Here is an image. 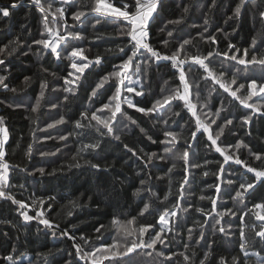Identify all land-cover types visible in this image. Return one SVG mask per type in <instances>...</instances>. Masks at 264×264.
Listing matches in <instances>:
<instances>
[{"label": "trees", "instance_id": "16d2710c", "mask_svg": "<svg viewBox=\"0 0 264 264\" xmlns=\"http://www.w3.org/2000/svg\"><path fill=\"white\" fill-rule=\"evenodd\" d=\"M13 2L17 5L15 8L11 7ZM109 2L118 7L128 3L131 11L130 0ZM239 2L159 0L157 12L149 21L148 42L162 53L171 54L184 39H189L190 44L185 46L182 57L185 53L206 56L209 51L224 52L232 44L241 50V57L243 50L248 49V59L253 55L257 59L264 58V22L259 17L264 0L246 5L237 17L234 13ZM92 3L94 0H40L39 4L34 0H0V8H7L10 13L8 17L0 14V48L9 45L10 51L11 47H16L12 55L0 53V58L4 59V64L0 65V76L5 77L3 84L8 89H15L5 90L0 85V117L4 118L8 129L4 159L10 166L9 186L5 191L16 200L29 204L26 209L29 215L34 216L37 210H44L45 218L53 223V228H48L36 219L25 221L20 215L24 210L19 209L18 204L0 198V221H3L0 223V264H9L5 259L8 255H12L19 264H91L90 260L79 259L75 245H80L82 252H86L117 240L124 243L135 239V236L125 238L118 235L111 224L114 217L134 219L136 228L152 225L153 228L143 237L147 241L154 231H158L159 216L165 211L177 213L175 217H167L173 230L164 233L167 237L165 244L158 243L155 252L138 249L111 261L102 259L103 252H100L96 254L100 264H182L179 253L186 251L185 244H189L187 254L192 256L194 264H200L206 252L210 255L205 264H220L221 258L232 264L234 257L239 264H246L245 252L240 248L244 240L249 242L246 248L249 254L258 253L264 257V240L255 236V231H259V225L264 221L256 220L252 214L253 206L264 202V179L254 180L255 174L249 173L244 164L235 163L238 157L248 166L264 169V160L258 161L254 155L264 157V99H261L264 94L253 96L249 101L260 107L259 112H254L206 78L199 65L190 60L185 63L187 79L192 85V102L197 104L201 120L210 124L213 136L218 130L217 125L225 119L233 121L217 140V145L225 149L224 155L215 150L216 146L207 139L203 129L192 139L195 117L180 106L182 101H173L166 110L149 114L122 103L126 116L117 115L112 134L101 135L106 133L102 125H99L100 132L96 127L76 128L74 122L80 119L82 112H88L90 117L92 111L108 102L115 91L112 86L116 83L115 78L110 77L95 97L91 96V91L126 58L125 53H129L130 38L122 34L126 22L122 18H101L97 23V14L84 7ZM40 4L48 9L49 27L59 29L63 34L66 24L68 31L78 32L83 37L69 38L65 42L67 47L61 44L59 58L50 49L34 43L48 35L43 26L45 13L40 11ZM57 9H63L62 17ZM81 10L85 11V16L74 20V13ZM53 14L56 24L52 23ZM209 36L215 37V44L207 39ZM165 40L168 41L167 46L164 45ZM76 47L82 48L84 55L93 63L85 69L78 86L66 85L65 78L74 71L70 67L72 59L81 62L80 57L69 59ZM120 47L125 48V53L118 51ZM97 55L101 57L99 65L94 63ZM206 63L217 76L224 71L221 77L224 83L230 84L235 75L236 85L231 87L235 90L239 84H244V89L238 92L241 97L249 93L251 80H256L258 85L264 83V66L259 64L239 65L216 55ZM143 68L142 65L140 83L143 84L144 95L123 92L122 102L127 96L138 107L151 108L155 99L180 86L170 61L150 62L146 79ZM26 78H29L27 82ZM45 82L47 88L40 99L41 84ZM68 87H72L73 92L65 91ZM136 87L139 91V86ZM38 99L40 107L33 112ZM205 104L204 112L211 110L214 113L220 109V118L213 117L215 124L201 113ZM177 112L179 115L174 114ZM97 114L109 115L107 111ZM246 116H251L248 124L243 122ZM61 117L64 123L47 128L49 123ZM91 123L96 125L95 121ZM166 130L176 133L175 147L170 153H165V144L162 143ZM117 135L119 140L115 139ZM61 136L67 139L62 140ZM167 139L171 140V137ZM240 141L243 144L237 149L234 145ZM88 144H98V147H84ZM184 151L189 154L187 164L179 159ZM152 153L156 156L148 162ZM225 155L233 159L225 163ZM91 164L100 167L93 168ZM221 167L223 174L219 172ZM39 168L45 170L44 174L36 171ZM185 177L187 183H184ZM142 180L145 181L143 185ZM229 180L232 183H228ZM242 182H253L254 188L244 193L242 198H237L236 191H243L239 189ZM217 185L220 188L218 194ZM137 189L143 190L134 195ZM41 199L43 205L33 203ZM213 199L216 200L215 211L212 210ZM145 204L149 205L148 211L140 215ZM217 212L225 214L218 217ZM245 212L249 214L245 216ZM100 225L104 227L97 232ZM220 226L225 228V232L218 231ZM189 229L192 230L191 240ZM65 231L68 235H61ZM201 232L203 240H200ZM241 232L244 233L243 238ZM69 237H75V240ZM147 252L153 254L147 255ZM159 252L164 256L156 254ZM172 253L177 255L171 260L166 259ZM247 264H257V257L249 255Z\"/></svg>", "mask_w": 264, "mask_h": 264}, {"label": "snow or ice", "instance_id": "6c2138e0", "mask_svg": "<svg viewBox=\"0 0 264 264\" xmlns=\"http://www.w3.org/2000/svg\"><path fill=\"white\" fill-rule=\"evenodd\" d=\"M35 3L39 4L40 0H34ZM65 2H70V0H65ZM131 3V11L129 10V4L125 3L122 4L120 7H116L113 5V3L109 2V0H94V3L92 4H85V8H88L92 13L97 14L96 16V22L99 23L101 18H122L123 21L126 22V28L122 30V34L129 37L128 45H129V53H125V48L120 47L118 51L120 53H125L126 58L122 60L121 63L114 66V70L110 72L108 75H105L92 89L91 96L95 97L97 95V91L103 87V85L109 80L110 77L115 78L116 83H114L112 86L115 88L114 93L111 95L107 103H103L100 108L92 111L91 116L89 117L88 112H82L80 119H77L75 123L76 128H84V127H96L97 132H100L99 125H102L104 129H106V133H101V135L104 134H112L113 133V123H115L117 115L120 114L122 117L126 116V113L122 111V103L126 104L128 108H135L138 112L149 114L152 112H161L167 109L168 105H171L173 101H182L183 104L180 105L184 108H186L193 117H195V131L192 132V139H195L196 132L203 129L204 133H207V139L211 141L212 145H215V150L222 155L225 153V149L217 145V140L219 139L220 135L223 134L225 127L228 125H231L233 121L231 119H225L221 125H217V132L215 133V137L213 136V133L210 131V124L205 123L201 120L200 115L197 114V104L192 102V85L188 82L187 74L184 69V65L187 61H192L196 65H199V67L203 70V72L206 74V78H210L215 85H219L220 88L224 90V92L228 93L231 97H234L236 100L240 102L241 105H244L248 108H251L254 110V112H259L260 107H258L256 104L249 103V101L252 99L253 96H256L258 94H264V83L257 84L256 80H251L249 84L250 91L249 93L241 97L238 95V92H240L241 89H244V84H239L235 90L231 87V85H236V79L235 75L233 76L230 84L222 82L221 77L224 76V71H221L219 76L216 75V73L213 72V70L209 67V64L206 63V61L209 60L210 57L213 55L216 56H222L225 60L235 61L239 65H248V64H259L261 66H264V58L257 59L255 55L251 57V59H248V49L243 50V56H240L241 50L236 48L235 45L229 44L228 49L224 52H219L218 50L213 52L209 51L206 56H201L199 54L197 55H188L187 53L184 54V56H181V53L184 52L185 46L190 44L189 39H184L182 43L179 44L178 48L173 51L171 54H165L156 49L154 46H152L148 42L149 38V21L152 19L153 14L157 12V8L159 5V0H130ZM256 0H240L239 4L237 5L235 9L234 15L239 17L241 10L245 8L246 5H255ZM17 5L15 2L12 3L11 7L15 8ZM51 6L49 5V8ZM123 9V10H122ZM40 11L45 13L43 17V26L47 32V38H41L39 40L34 41L37 45H42L44 49H50L51 53L55 54L57 58L60 57V51L58 49L60 48L61 44H65V47H67L66 41L69 40V38L72 39H82L80 33L76 32L73 33L71 31L67 30V25L65 24L64 32L63 34L59 29H54L52 27H49V19H48V9H46L42 4H40ZM187 11V9H185ZM57 13L60 14V16H63V9H57ZM0 14H2L3 17H8L10 15L9 10L7 8H0ZM85 11H77L74 13V20H80L82 16H85ZM259 17L262 22H264V8H262L259 11ZM53 24H56V18L55 14H53ZM170 23H176V21H170ZM208 21L205 20V24H207ZM168 36L171 37L172 33L169 32ZM210 40L213 44L216 43V39L214 36H209L207 38ZM168 41H164V45L167 46ZM9 45H5L4 48H0V53L7 52L8 55H12L16 52V47H11V50L8 51ZM235 49V52H232V50ZM232 52L231 55L229 53ZM73 57H80L81 62H76V60L72 59ZM69 59H72V63L70 65L71 69L74 71L69 72L68 76L65 78V84L66 85H77L78 81L80 80V77L83 75L85 69H87L93 61L88 60V57L84 55V50L82 48L76 47L73 48L71 51V54L69 56ZM135 61V63H134ZM160 61H170L171 66L176 70L175 74L178 76L179 80V87L172 90V92L168 95H164L161 98L155 99L154 103L152 104L151 108H144V107H138L136 104L133 103L131 99H129L127 96L124 97L123 102L121 101V96L123 92L127 93H135L136 96H143L144 95V87L143 84L140 83V77L142 75V65L143 68V75L144 78H147V71L150 67V62H160ZM101 62V57L97 55L95 58L94 63L99 65ZM4 64V59L0 58V65ZM132 77H136V79H133ZM29 78H26V82ZM5 80L4 76H0V85H2L5 90L15 91V89H8L7 85L3 84V81ZM127 81V83H125ZM139 86V91H137V87ZM47 88V84L42 83L41 84V92H40V99L44 97V90ZM67 92H73L72 87H68L65 89ZM197 99L199 97V91L197 89L196 93ZM68 97H65V100H67ZM261 99H264V95L261 96ZM221 109L223 108V101L220 102ZM40 107V100L38 99L35 106L32 108L33 112H36ZM55 107V105H53ZM207 107V105H203L201 108V113L207 117L211 124L216 123L215 118H220V109H217L216 112H211L209 110L208 112H204L203 108ZM107 111L109 115H98L97 113H104ZM175 115H179V113H174ZM129 120L130 117H127ZM251 120V116L244 117V124H248ZM81 121H84L82 123ZM92 121L96 122V125H92ZM64 123L63 118L54 121L53 123H49L47 125V128H53L56 124ZM132 123H135V121H132ZM167 123V121H165ZM143 131V129H141ZM165 140L162 141V143L165 144L164 151L165 153L172 152L173 148L175 147L174 142L176 141V133L173 131H165L164 132ZM168 137H171V140L167 139ZM51 138V137H47ZM8 139V129L4 125V118L0 117V198H6L10 199L14 204L19 205V209L24 210L20 212V215L23 217L25 221H32L34 219L38 220L40 224L48 227L53 228V223L45 218V211L44 210H37L35 215H29L28 209L30 207L29 204L16 200L13 196H11L9 193H6L5 189L9 186L8 180H9V164L5 161V151L4 146ZM60 139L66 140V136H61ZM115 139L119 140V135L115 136ZM151 139V137H149ZM243 144V141L238 142L234 147L237 149ZM86 148H94L98 147V144H88L85 145ZM127 147V146H125ZM232 147V146H229ZM31 151V148H29V153ZM131 151V149H130ZM42 155H48V153H41ZM55 154V153H52ZM188 152L184 151L182 154H180L179 159L183 160L185 164L188 163ZM255 159L260 161L264 160V157H262L259 154H254ZM156 153H152L151 156L148 157V162L151 161L152 157H155ZM162 158V157H161ZM225 163L228 160L233 159L232 156L225 155L224 157ZM86 163H91L86 161ZM236 164H244V166L247 168V171L249 173H254V180H261L264 179V169H257L255 167L248 166L245 164L244 161H241L238 157L235 159ZM77 167L79 165H76ZM198 166V165H194ZM91 167L93 168H99L100 165L98 164H91ZM175 167V164L172 166ZM36 171H38L41 174H44L45 170L43 168H39ZM171 169H169V172ZM223 167L219 169V172L223 174ZM204 175H207L205 172ZM228 183H232L231 180L227 181ZM184 183H187V177L184 179ZM141 184H145V181L142 180ZM254 188L253 182H242L239 184V189H242L243 191L237 190L235 195L237 198H242L244 193H246L249 189ZM143 189H137L134 195H139L140 192ZM220 188L217 185L216 186V192L219 193ZM154 195V194H153ZM180 198H183V186L181 185V192H180ZM167 199V197H165ZM201 199H204V197H201ZM34 204L38 203L39 205H43L44 201L41 199L39 202H33ZM215 205L216 200H212V210L215 211ZM149 208V205L145 204L144 208L141 210L140 215H143L144 212H147ZM253 215L255 216L256 220L258 221H264V202L257 203L253 206ZM48 210H51V205H49ZM200 211H203V209H200ZM228 212H231V210H228ZM225 213L224 212H217L216 216L222 217ZM234 214V213H232ZM248 212H245L244 215H248ZM177 215L176 211H172L169 213L168 211H165L162 215L159 216L158 224L159 229L158 231H154L152 236L149 237V239L146 241L143 237L144 235L149 231V229L153 228L152 225H141L139 228L134 227V219L133 220H121L119 218L114 217L111 221L112 226L115 227L118 235H122L123 237H130L135 236V239H132L130 241H125L124 243H120L119 240L114 241L112 244L102 247H97L93 250L82 252L80 245H75L76 254L79 257L80 260H90L91 264H100V261L96 258V254L103 252L102 259L104 260H114L118 256H125L130 253L136 252L139 250H147L152 249L153 252H155L156 245L159 243L161 245L166 243L167 237L164 236V233L166 231L171 232L173 229L169 227V219L167 217H175ZM3 221H0L2 223ZM216 223L219 224V220H216ZM58 227V226H57ZM104 227V225H100L96 229L97 232H100L101 229ZM203 227V225H202ZM255 228V225L252 226ZM218 231L223 233L225 232V228L223 226H220L218 228ZM189 233V240L192 239V230H188ZM53 235H55V232H53ZM61 235L67 236L68 233L65 231L61 233ZM255 236L260 237L261 240H264V223L259 225V231H255ZM241 237H244V233L241 232ZM70 239L75 240V237H69ZM204 239L203 232L200 233V240ZM87 243V241H86ZM249 242L247 240H244L240 244V248L242 251L245 252L246 257V264H247V257L249 255H254L257 257V264H264V257H260L258 253H251L249 254L246 251V248L248 246ZM185 252L179 253V255L182 257V264H194V261L192 260V256L190 254H187V250L189 249V244L184 245ZM153 252H147V255H152ZM159 256H164L163 252L156 253ZM194 254V253H193ZM177 255V253H172L171 256L166 257V259L171 260L173 256ZM210 255V252H206L204 255V258L200 261V264H205V262L208 260V257ZM5 259L9 262V264H19L18 261L14 260L12 255H8L5 257ZM70 264V262H69ZM175 264V262H174ZM220 264H227V261H225L223 258L220 259ZM232 264H239V260L237 258H233Z\"/></svg>", "mask_w": 264, "mask_h": 264}, {"label": "rangeland", "instance_id": "374dc122", "mask_svg": "<svg viewBox=\"0 0 264 264\" xmlns=\"http://www.w3.org/2000/svg\"><path fill=\"white\" fill-rule=\"evenodd\" d=\"M114 5V4H113ZM114 6H116V5H114ZM116 7H118V6H116ZM123 10V9H122Z\"/></svg>", "mask_w": 264, "mask_h": 264}]
</instances>
